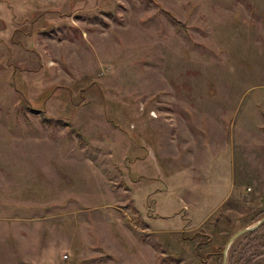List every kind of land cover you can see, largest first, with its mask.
<instances>
[{"label": "rangeland", "instance_id": "374dc122", "mask_svg": "<svg viewBox=\"0 0 264 264\" xmlns=\"http://www.w3.org/2000/svg\"><path fill=\"white\" fill-rule=\"evenodd\" d=\"M263 216L264 0H0V264H223Z\"/></svg>", "mask_w": 264, "mask_h": 264}, {"label": "water", "instance_id": "95a60500", "mask_svg": "<svg viewBox=\"0 0 264 264\" xmlns=\"http://www.w3.org/2000/svg\"><path fill=\"white\" fill-rule=\"evenodd\" d=\"M263 223H264V216L256 224H254L253 226H250V227H247V228H245L243 230H240L239 232H237L236 234H234L230 238L228 244L224 247V250H223V264H227V249H228V246L232 242H234L236 239H238L239 237H241L242 235H244L245 233L252 232V231L256 230Z\"/></svg>", "mask_w": 264, "mask_h": 264}, {"label": "trees", "instance_id": "16d2710c", "mask_svg": "<svg viewBox=\"0 0 264 264\" xmlns=\"http://www.w3.org/2000/svg\"><path fill=\"white\" fill-rule=\"evenodd\" d=\"M65 126H66V125H65ZM262 228H264V224L261 225V227H260L258 230H256L255 232H252L251 234H254V233L260 231ZM212 251H213V250H212ZM214 251H215V250H214ZM222 251H223V250H222ZM220 255L222 256V259H223V253H222V252H220ZM197 256H198V254H197Z\"/></svg>", "mask_w": 264, "mask_h": 264}]
</instances>
